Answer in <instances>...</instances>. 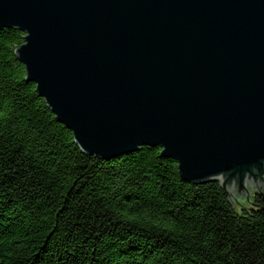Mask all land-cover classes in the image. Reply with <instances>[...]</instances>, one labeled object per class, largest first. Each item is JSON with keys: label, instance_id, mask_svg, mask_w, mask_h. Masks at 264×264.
I'll use <instances>...</instances> for the list:
<instances>
[{"label": "water", "instance_id": "water-1", "mask_svg": "<svg viewBox=\"0 0 264 264\" xmlns=\"http://www.w3.org/2000/svg\"><path fill=\"white\" fill-rule=\"evenodd\" d=\"M10 28L82 153L158 147L184 182H218L230 202L264 186V0H0Z\"/></svg>", "mask_w": 264, "mask_h": 264}, {"label": "trees", "instance_id": "trees-1", "mask_svg": "<svg viewBox=\"0 0 264 264\" xmlns=\"http://www.w3.org/2000/svg\"><path fill=\"white\" fill-rule=\"evenodd\" d=\"M0 31V264H264V196L234 207L158 147L81 152Z\"/></svg>", "mask_w": 264, "mask_h": 264}, {"label": "rangeland", "instance_id": "rangeland-1", "mask_svg": "<svg viewBox=\"0 0 264 264\" xmlns=\"http://www.w3.org/2000/svg\"><path fill=\"white\" fill-rule=\"evenodd\" d=\"M259 191H261L262 194H264V186L245 188V189L240 190L239 192H238V189L230 190L228 192H230V200L232 204L234 205V207L240 208L242 206L250 205L248 204L247 195L250 196L251 201H252L254 195Z\"/></svg>", "mask_w": 264, "mask_h": 264}]
</instances>
